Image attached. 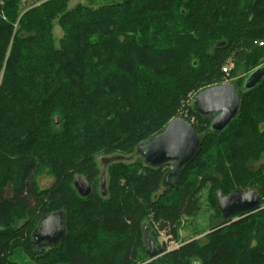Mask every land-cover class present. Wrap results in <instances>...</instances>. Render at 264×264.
<instances>
[{
  "label": "trees",
  "instance_id": "trees-1",
  "mask_svg": "<svg viewBox=\"0 0 264 264\" xmlns=\"http://www.w3.org/2000/svg\"><path fill=\"white\" fill-rule=\"evenodd\" d=\"M69 1L0 0V264H26L20 248L38 264H264V208L224 219L215 200L217 190L250 189L264 203V78L241 93L221 132L191 105L227 76L244 73L234 84L241 89L264 63V0ZM174 117L201 144L169 184V163L153 168L140 156L99 173L95 152H134ZM41 173L53 178L47 188L37 184ZM76 176L89 183L87 196ZM202 191L207 228L180 240ZM59 211L65 237L36 249L39 220ZM159 233L183 243L167 250ZM149 241L162 251L153 259Z\"/></svg>",
  "mask_w": 264,
  "mask_h": 264
},
{
  "label": "water",
  "instance_id": "water-1",
  "mask_svg": "<svg viewBox=\"0 0 264 264\" xmlns=\"http://www.w3.org/2000/svg\"><path fill=\"white\" fill-rule=\"evenodd\" d=\"M264 78V63L252 70L244 79L241 89L233 83L213 85L199 90L193 95L191 105L193 110L202 116L210 117V128L214 132H221L236 116L240 97L243 91L255 87ZM201 144V137L193 125L184 118L170 119L163 129L151 138L137 145L136 153L143 162L153 168L171 163L164 174V184H169L180 170L197 154ZM123 160L122 155L103 157L102 162L108 164ZM73 186L80 196H87L90 185L82 176H76ZM102 195L105 194V183L102 178ZM217 209L224 219L240 214H250L259 209L260 199L253 190H233L222 194L215 192ZM66 235L65 215L59 211L44 215L31 234L36 249L41 247H55ZM148 258L159 256L161 249L148 242Z\"/></svg>",
  "mask_w": 264,
  "mask_h": 264
},
{
  "label": "rangeland",
  "instance_id": "rangeland-1",
  "mask_svg": "<svg viewBox=\"0 0 264 264\" xmlns=\"http://www.w3.org/2000/svg\"><path fill=\"white\" fill-rule=\"evenodd\" d=\"M25 1L26 2L28 1V3H31L33 0H22L24 5H25ZM113 1H115V0H70L69 3H68V8L74 7L77 3H88V5H91L92 7H97V6L101 5V4L108 3V2H113ZM60 35H61V31H60L59 27L55 26L54 27V41H55L56 46L58 45V37ZM244 46H246L245 48H247L248 57H249V59H251V55H250V52L248 50L249 47L247 46V44L244 45ZM245 48H244V50H246ZM233 64H234V61L232 59H228V61L224 64L223 67L229 69V68H231L233 66ZM251 69H253V67ZM243 75H244V73L236 75V76L234 75V76H231V77L227 76V78L224 81V83H233V84H235L238 81V79L240 77H242ZM146 140H148V139H146ZM145 141H141L140 143L145 142ZM114 151L115 152L107 153L104 149H101V150H98V152H95L93 154V160L97 163V166L99 168V173L100 174L101 173L103 174V172L106 171V168H107V166L109 164V163L108 164H104L102 162L103 157L111 156V155H122L123 156V160L125 162L126 161L130 162V161H134L139 156L136 153V151L131 152V153H123V152L116 151V150H114ZM259 163H264V158ZM166 164H168V163H166ZM170 164L171 163H169L166 167L169 168ZM252 165H258V163H253ZM36 180H37V184L39 185L40 188H47L53 182V178L50 175H48L47 173L39 174L37 176ZM98 188L100 189V183L98 184ZM262 199L264 200V196H263ZM201 203H202L201 204V210H200V212L197 214V216L195 218H193L192 220H189V219H187V220L183 219L182 220V225L183 226L179 229L180 240L190 239V237L193 236L192 230H194V229H202L204 227L207 228L206 226L208 225L207 224L208 219L210 218V216H212V211H211L212 209L210 208L209 204L207 203L206 195H205V192H203V191H202V194H201ZM261 208H264V203H262L259 206V209H261ZM15 212H18V209ZM17 215L19 216L20 213H17ZM34 216L35 217L33 218V220H31L32 219L31 217L28 218V220H30V221H29L28 225H25L26 226L25 227L26 230L32 229L34 222L36 223L38 218L41 215H38V214L35 213ZM145 227L147 228V225H145ZM193 227H194V229H192ZM150 234H151V232H150ZM203 234L204 233L198 234V236H196V237L197 238L202 237ZM181 243H183V242L171 239V237H169L165 233H159V235L157 237V244L163 246L167 250L175 248V247H178V246L181 245ZM16 251H17V253H16L17 254V258L19 259V261L26 262V264H38L35 261H33L32 259H30L27 255H25V253L23 252V249L20 248V249H17ZM48 258H49L48 260H50V257H48Z\"/></svg>",
  "mask_w": 264,
  "mask_h": 264
},
{
  "label": "built area",
  "instance_id": "built-area-1",
  "mask_svg": "<svg viewBox=\"0 0 264 264\" xmlns=\"http://www.w3.org/2000/svg\"><path fill=\"white\" fill-rule=\"evenodd\" d=\"M260 44H261V43H259V45H260ZM223 71L226 72V68H223Z\"/></svg>",
  "mask_w": 264,
  "mask_h": 264
}]
</instances>
